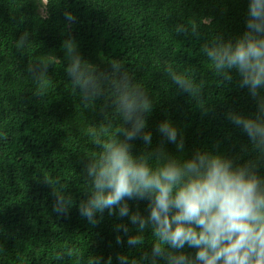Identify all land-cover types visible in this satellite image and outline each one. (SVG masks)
Returning a JSON list of instances; mask_svg holds the SVG:
<instances>
[{
    "label": "trees",
    "instance_id": "1",
    "mask_svg": "<svg viewBox=\"0 0 264 264\" xmlns=\"http://www.w3.org/2000/svg\"><path fill=\"white\" fill-rule=\"evenodd\" d=\"M41 7V0H0V264H79L76 255L55 259L57 252L68 249L85 257L88 252L105 260L111 256L112 264H119V253L138 259L142 251H150V229L144 233V246L133 249L122 232L123 243L116 242L118 223L135 233L126 217L105 210L103 219L91 226L79 213L78 204L90 190L83 174L86 158L99 151L87 129L103 124V101L93 110L71 92L62 41L73 37L82 57L102 71H110V63L118 60L150 95L154 108L146 130L152 134L151 148L163 143L178 159L192 157L197 149L219 152L242 163L256 153L247 134L226 114L234 110L255 117L257 103L239 86L235 71L231 82L217 84L219 77L201 46L215 34L228 39L243 33L248 0H49L46 18ZM66 10L75 22L65 20ZM194 21L201 24L199 37L176 35L177 23ZM23 31L30 32V40L18 48ZM37 62L50 63L40 79L29 71ZM167 63L206 81L207 115L171 83L164 73ZM38 89L42 94L36 95ZM108 118L115 129L119 117L112 111ZM165 119L182 133V152L157 131ZM132 144L134 154L145 150L140 139ZM150 163L155 166L156 161ZM258 173L264 177V159ZM61 185L68 186L74 200L66 215L53 211V190ZM127 202L131 210L147 215V201ZM184 251L194 256L195 249Z\"/></svg>",
    "mask_w": 264,
    "mask_h": 264
},
{
    "label": "clouds",
    "instance_id": "2",
    "mask_svg": "<svg viewBox=\"0 0 264 264\" xmlns=\"http://www.w3.org/2000/svg\"><path fill=\"white\" fill-rule=\"evenodd\" d=\"M49 0H44L43 17H47ZM64 18L73 23L71 11ZM209 23V20L207 21ZM201 24L177 23L178 36H200ZM30 40V32L23 31L17 47L23 48ZM64 68L71 92L79 93L85 107L95 110L98 101L104 112L103 124L87 129L98 153L86 158L83 174L90 190L81 199L78 210L89 225L96 226L105 210L121 219L127 218L135 226L131 233L128 224L115 225L116 242L126 237L129 248L140 249L145 244V231L151 230L150 251H142L139 258L119 253V264H264V177L259 175V161L264 159V0H248L245 31L226 39L215 34L214 39L201 46L203 56L210 61L217 84L231 82L232 72L239 76V86L246 88L257 103L255 117L234 110L227 119L249 137L256 155L238 163L219 152L197 149L188 159L170 155L163 143L151 148L152 134L146 130L147 116L153 111L154 101L144 88L136 84L125 70V65L113 60L110 71L84 59L77 41L68 36L62 41ZM50 63L37 62L29 69L40 79L48 73ZM164 73L179 91L187 93L202 113L211 111L203 98L206 81L194 72L178 71L171 63L164 65ZM42 94L38 89L36 95ZM114 111L119 125L113 129L108 118ZM157 131L178 151L184 150L182 133L165 119ZM140 139L145 150L134 154L132 141ZM156 161L155 166L150 162ZM50 185V181L43 178ZM60 184V181H56ZM53 211L66 215L74 200L68 186L53 190ZM147 201V215L131 210L127 201ZM195 249L194 256L185 248ZM77 256L79 264H112L88 252L59 251L55 259Z\"/></svg>",
    "mask_w": 264,
    "mask_h": 264
},
{
    "label": "rangeland",
    "instance_id": "3",
    "mask_svg": "<svg viewBox=\"0 0 264 264\" xmlns=\"http://www.w3.org/2000/svg\"><path fill=\"white\" fill-rule=\"evenodd\" d=\"M41 2L43 3L44 2V0H41ZM40 13H41V15H43L44 13H43V7H41L40 8Z\"/></svg>",
    "mask_w": 264,
    "mask_h": 264
}]
</instances>
